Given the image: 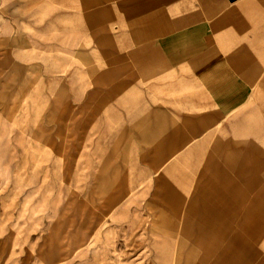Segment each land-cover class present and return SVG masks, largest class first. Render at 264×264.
I'll return each instance as SVG.
<instances>
[{
    "label": "rangeland",
    "instance_id": "rangeland-1",
    "mask_svg": "<svg viewBox=\"0 0 264 264\" xmlns=\"http://www.w3.org/2000/svg\"><path fill=\"white\" fill-rule=\"evenodd\" d=\"M57 1L0 0V264H264V146L168 81L129 0Z\"/></svg>",
    "mask_w": 264,
    "mask_h": 264
},
{
    "label": "crops",
    "instance_id": "crops-1",
    "mask_svg": "<svg viewBox=\"0 0 264 264\" xmlns=\"http://www.w3.org/2000/svg\"><path fill=\"white\" fill-rule=\"evenodd\" d=\"M127 4L131 40L151 46L170 71L168 81L195 83L218 120L231 117L247 130L250 146H264V0ZM214 223L203 235L220 232V221ZM259 229L253 227L255 236Z\"/></svg>",
    "mask_w": 264,
    "mask_h": 264
},
{
    "label": "water",
    "instance_id": "water-1",
    "mask_svg": "<svg viewBox=\"0 0 264 264\" xmlns=\"http://www.w3.org/2000/svg\"><path fill=\"white\" fill-rule=\"evenodd\" d=\"M67 0H58L57 1V4H61V5H64V3H66ZM71 7L72 8H75V9H79L80 6H79V3L77 0H71Z\"/></svg>",
    "mask_w": 264,
    "mask_h": 264
}]
</instances>
